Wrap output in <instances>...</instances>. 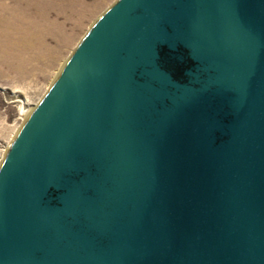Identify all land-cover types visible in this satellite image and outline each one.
<instances>
[{
  "label": "water",
  "instance_id": "95a60500",
  "mask_svg": "<svg viewBox=\"0 0 264 264\" xmlns=\"http://www.w3.org/2000/svg\"><path fill=\"white\" fill-rule=\"evenodd\" d=\"M0 264H264V0H121L0 168Z\"/></svg>",
  "mask_w": 264,
  "mask_h": 264
},
{
  "label": "rangeland",
  "instance_id": "374dc122",
  "mask_svg": "<svg viewBox=\"0 0 264 264\" xmlns=\"http://www.w3.org/2000/svg\"><path fill=\"white\" fill-rule=\"evenodd\" d=\"M121 0H0V168L75 52Z\"/></svg>",
  "mask_w": 264,
  "mask_h": 264
}]
</instances>
